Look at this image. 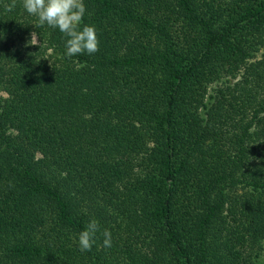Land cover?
Returning a JSON list of instances; mask_svg holds the SVG:
<instances>
[{
	"label": "trees",
	"instance_id": "trees-1",
	"mask_svg": "<svg viewBox=\"0 0 264 264\" xmlns=\"http://www.w3.org/2000/svg\"><path fill=\"white\" fill-rule=\"evenodd\" d=\"M9 3L0 0V264H113L120 239L81 252L73 234L92 218L90 199L119 222L120 194L150 199L123 214L140 243L123 264H209L216 239L236 242L228 264H258L264 0H84L99 51L71 58L64 34Z\"/></svg>",
	"mask_w": 264,
	"mask_h": 264
},
{
	"label": "clouds",
	"instance_id": "clouds-1",
	"mask_svg": "<svg viewBox=\"0 0 264 264\" xmlns=\"http://www.w3.org/2000/svg\"><path fill=\"white\" fill-rule=\"evenodd\" d=\"M25 11L37 18V26H47L58 29L67 38L65 41V56L68 58L95 54L99 51V38L94 25L83 24L87 11L84 0H22ZM16 7V0L5 5V10L11 12ZM38 33H31V45H37ZM46 59V58H44ZM100 224L91 219L84 230L78 234V245L81 252L91 251L96 244V234L100 232ZM103 247H112V233L103 229ZM264 262V255L260 256Z\"/></svg>",
	"mask_w": 264,
	"mask_h": 264
},
{
	"label": "rangeland",
	"instance_id": "rangeland-1",
	"mask_svg": "<svg viewBox=\"0 0 264 264\" xmlns=\"http://www.w3.org/2000/svg\"><path fill=\"white\" fill-rule=\"evenodd\" d=\"M264 48H261V50L257 53L258 57L261 55L262 51H263ZM4 96H7V94L3 91H0V101H1V97H4ZM130 192V190L128 191ZM133 193H135V190H132ZM239 195L242 197V198H245V194L240 191L239 192ZM122 198V199H126L127 201V207L124 209V211H121L120 212V217H119V222L115 223L114 222V218L116 217L115 215H113V211H112V208L111 206H109L107 209H106V204L105 202L102 203V202H99L101 205H98L97 202L98 200L96 199H93V200H89V207L91 211H93V214H92V218L91 219H96L99 221V224H100V229L101 231L98 232L96 234V244L93 246V247H97L101 250L103 249V236H102V231L103 229H109L112 233V240L113 239H120L119 241V246H117V249L118 251H114L111 255V260L114 259V262L113 264H123V261H128L126 259H124V256L128 257V254L129 252L127 251L126 253H123L122 251L123 250H130L129 247H131V243H132V246L134 249L138 248L139 247V242H138V246L135 244L137 243V240H135V235L137 234H130L128 231H129V228L128 226L126 225V222H123L125 221L123 219V214L124 213H129L131 210H135V213H136V209H140L141 207L142 208H150V199L148 196H144L145 199L143 198H139L138 196H130V195H126L125 197L123 196V194H120L118 195V198ZM89 199V198H88ZM236 202V198L235 196L231 198V200H229V204L232 205V203ZM239 203V202H238ZM104 208H103V207ZM230 207V205H229ZM118 212V211H117ZM150 215V214H149ZM147 215V220H150V216ZM114 217V218H113ZM109 218V219H108ZM112 225L114 226H117V225H121L120 227L121 228H118V232H114L111 227ZM223 224L222 222L219 224L218 227H221ZM123 227V229H122ZM145 234H149V232H145ZM134 235V236H133ZM152 235V234H151ZM132 239H129L131 238ZM46 241H48L47 239V236H44V238ZM73 240L77 241L78 242V236H76L75 234H73ZM98 241V242H97ZM134 241V243H133ZM235 241L231 242L228 247L223 245L221 243V240L220 239H216L214 242H212L211 244V255H210V259H209V264H228L226 261H229L230 263V259H231V255H232V251L234 249V246H235ZM248 245H249V251L253 250L251 249L250 245L251 243H249L248 241ZM230 246V247H229ZM238 247L240 248V245L238 244ZM96 249V248H95ZM143 251H146L148 250L147 248L145 247H142ZM256 250L255 251H258L259 252V258L261 255H264V238L262 239V241L260 243H258V245H256ZM254 251V250H253ZM258 258L259 262L258 264H264V262L260 261V259ZM228 259V260H227Z\"/></svg>",
	"mask_w": 264,
	"mask_h": 264
}]
</instances>
